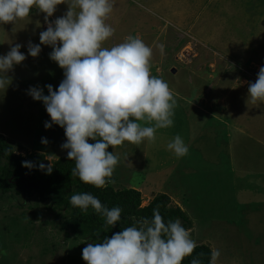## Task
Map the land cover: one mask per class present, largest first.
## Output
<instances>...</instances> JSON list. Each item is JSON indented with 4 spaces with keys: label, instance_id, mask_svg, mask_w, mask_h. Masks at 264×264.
<instances>
[{
    "label": "rangeland",
    "instance_id": "1",
    "mask_svg": "<svg viewBox=\"0 0 264 264\" xmlns=\"http://www.w3.org/2000/svg\"><path fill=\"white\" fill-rule=\"evenodd\" d=\"M110 2L106 24L114 32L103 46L138 37L159 60L164 45L160 77L153 66L151 75L187 98L174 96L173 126L158 129L155 142L109 146L119 156L112 177L116 182L109 185L138 190L142 205L160 192L170 196L191 221L196 244L219 250L217 264H244L243 248L249 249L248 259L264 264V148L262 140L254 141L264 140V102L248 101L249 82L255 83L264 66V0ZM67 10L66 3L57 5L49 21ZM45 15L33 8L15 24H0V55L21 44L26 56L9 72L7 90L0 89V134L14 144L16 154L41 153L53 162L67 154L61 147L66 136L56 140L46 134L64 129L55 124L45 129L51 118L43 102L27 94L30 86H38L48 95L45 86L56 90L64 79L63 69L50 59L51 46L41 44L35 58L28 54L29 41L40 44V33L47 29ZM39 122L47 144L36 136ZM176 135L188 146L183 157L167 148ZM66 218L55 217L34 197L13 191L0 196V264H86L82 249L89 242L66 236L60 228Z\"/></svg>",
    "mask_w": 264,
    "mask_h": 264
},
{
    "label": "clouds",
    "instance_id": "2",
    "mask_svg": "<svg viewBox=\"0 0 264 264\" xmlns=\"http://www.w3.org/2000/svg\"><path fill=\"white\" fill-rule=\"evenodd\" d=\"M62 3L68 6L66 13L49 21ZM33 8L46 14L48 26L40 33V44L29 41L28 54L35 58L41 44L51 46L50 59L63 69L64 79L56 90L46 85L48 95L38 86H30L27 94L43 102L51 118L45 129L53 124L64 129L66 142L61 147L75 162L71 176L98 189L114 184L119 156L108 151L109 146L115 149L125 141L137 145L145 140L155 142L158 129L173 126L177 101L168 83L151 75L152 49L140 38L128 36L110 48L103 46L114 32L106 24L113 10L110 0H0V24H15ZM21 47L15 44L0 55V89L4 91L12 83L9 72L26 59ZM159 47L163 53L164 45ZM248 97L252 104L264 102V66L255 83L249 82ZM41 142L48 143L46 138ZM167 148L177 157L188 154L180 135ZM22 166L34 167L29 161H22ZM39 168L51 174L53 165L41 163ZM70 203L83 212L91 207L112 227L121 219L119 206L109 209L88 192L72 195ZM190 232L179 219L166 224L157 205L151 219L141 218L110 238L87 243L82 259L86 264H182L197 247ZM203 255L199 253L191 264H203ZM219 256V250L213 249L209 264H217Z\"/></svg>",
    "mask_w": 264,
    "mask_h": 264
},
{
    "label": "trees",
    "instance_id": "3",
    "mask_svg": "<svg viewBox=\"0 0 264 264\" xmlns=\"http://www.w3.org/2000/svg\"><path fill=\"white\" fill-rule=\"evenodd\" d=\"M55 126L57 129L58 125ZM63 133L62 130H56L53 134L48 135L47 133L46 137L52 136L53 139L58 140L65 137L62 135ZM42 135L44 132L42 124L39 122L36 136L41 138ZM22 161L32 162L34 167L31 169L23 167ZM41 163L53 165L51 174H46L45 170L39 168ZM74 166L75 162L69 160L67 154L60 156L53 162H49L41 153L18 155L15 152L14 144L8 142L0 134V196L4 197L13 191L27 198L34 197L44 206L46 211L54 213L55 217L66 216L67 218L61 223L60 228L65 233H72L74 242L98 243L105 236L110 238L114 233L133 226L141 218L151 219L153 209L157 205L160 206V214L166 224L169 220L179 219L186 230L191 227L192 223L186 213L179 206L172 204L171 198L167 194L159 193L146 205H142L141 194L138 190L133 188L115 189L109 184L100 189L86 185L78 177L71 176V169ZM82 192L91 193L109 209L119 206L122 209L120 221L112 227L107 225L105 218L95 213L91 207L87 212H83L78 207H73L70 203V197ZM27 231L29 232V230ZM26 235L28 234L26 233ZM66 236H68L67 233ZM80 247L82 248V245ZM243 250H245L244 258H246L249 249L243 248ZM211 251L212 249L208 244H197L192 255L185 257L182 264H191V260L199 253L204 254L200 257L203 264H209Z\"/></svg>",
    "mask_w": 264,
    "mask_h": 264
},
{
    "label": "crops",
    "instance_id": "4",
    "mask_svg": "<svg viewBox=\"0 0 264 264\" xmlns=\"http://www.w3.org/2000/svg\"><path fill=\"white\" fill-rule=\"evenodd\" d=\"M45 25H48L47 23L46 24H44V26ZM148 33H143V35L146 37V35H147ZM151 48V47H150ZM164 52V51H163ZM164 54H165V52H164ZM163 57V58H162ZM165 58V55L163 56V55H161V53H160V56H159V60H157L156 58H155V56H152V59H151V61H150V65L151 66H153V67H155V70H157V75L160 77V74H159V66H160V64L162 63V61H163V59ZM169 88H170V90L172 91V93H173V96H175L176 98L178 97V98H181V101L183 100L184 101V99L185 98H187V97H184V99L182 98V96L180 95L179 96V94L178 93H176L175 91H174V87H173V85L171 84L170 86H169ZM173 88V89H172ZM262 105H264L263 103H262ZM257 131H259V130H257ZM256 131V132H257ZM261 131V130H260ZM237 132H238V130H237ZM239 133V132H238ZM243 133V132H242ZM241 133V134H242ZM261 135H262V133H261ZM248 137V139H250V140H252V138H250L249 136H247ZM226 138H227V136H226ZM261 140L263 141V143H264V140H263V138H260L259 140H254L256 143H258L259 142V144L260 143H262L261 142ZM227 141L228 140H225V142L227 143ZM260 144L263 148H264V144ZM263 157H264V152H263ZM261 160H263V159H261ZM229 162L231 163V160H229ZM232 164V163H231ZM260 164H262L263 165V167H264V160H263V162H260ZM230 168H231V171L233 172V170H232V165H230ZM241 172H243V173H245L244 171H241ZM241 172H239V171H236V173H238L239 175L241 174ZM256 174H258V175H262L260 172H256ZM258 181H261V180H258ZM258 184H260V183H258ZM258 184H256V186L257 187H259V185ZM259 188H262V185H261V187H259ZM264 189V188H263ZM161 193V192H160ZM241 205H245V204H241ZM255 212H256V210H255ZM258 213H260V215L262 216L263 215V211L262 212H258ZM262 222H264V217H263V219H262ZM248 243V240H245V244H247ZM244 264H257V263H255V260H254V258H252V259H248L247 257L246 258H244Z\"/></svg>",
    "mask_w": 264,
    "mask_h": 264
},
{
    "label": "water",
    "instance_id": "5",
    "mask_svg": "<svg viewBox=\"0 0 264 264\" xmlns=\"http://www.w3.org/2000/svg\"><path fill=\"white\" fill-rule=\"evenodd\" d=\"M172 72L174 73V72H175V70L173 69V70H172Z\"/></svg>",
    "mask_w": 264,
    "mask_h": 264
},
{
    "label": "built area",
    "instance_id": "6",
    "mask_svg": "<svg viewBox=\"0 0 264 264\" xmlns=\"http://www.w3.org/2000/svg\"><path fill=\"white\" fill-rule=\"evenodd\" d=\"M188 47V46H187Z\"/></svg>",
    "mask_w": 264,
    "mask_h": 264
}]
</instances>
